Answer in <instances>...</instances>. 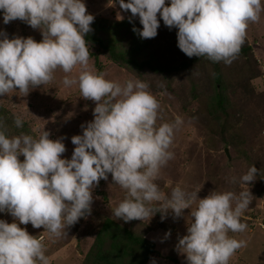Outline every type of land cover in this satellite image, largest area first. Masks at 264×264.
I'll return each instance as SVG.
<instances>
[{"label": "clouds", "instance_id": "obj_1", "mask_svg": "<svg viewBox=\"0 0 264 264\" xmlns=\"http://www.w3.org/2000/svg\"><path fill=\"white\" fill-rule=\"evenodd\" d=\"M117 2L122 10H130V21L138 15L142 28L134 25L133 31L140 38L155 37L162 19L170 29L177 28V46L187 56L225 63L235 58L248 22L257 21L261 11V0H108L109 5ZM0 15L4 24L19 19L42 33L37 41L31 36L9 38L0 30V96L13 88L27 94L52 80L55 69L70 73L79 64L81 71L65 75L63 84L76 85L80 97L96 102L94 118L71 137L75 147L70 159L61 156L66 150L63 137L52 139L47 130L37 137H9L0 128V212L14 218L11 223L0 219V264H50L41 240L20 225L30 222L62 235L91 214L92 189L109 173L126 190L125 198L111 209L114 217L143 220L159 211L163 220L168 210L179 217L190 208L192 220L175 246L178 253L186 254L187 264H228L245 243L228 233L246 228L240 218L251 193L213 190L200 198V189L189 192L177 185L165 195L155 181L173 156L169 148L182 117L157 125L160 106L147 82L120 83L88 70L85 34L91 31L94 15L87 12L84 0H0ZM116 18L124 17L118 12ZM14 123L22 126L21 117ZM257 173L254 164L239 179L249 183ZM168 235L170 231L165 238ZM150 264H156L155 258Z\"/></svg>", "mask_w": 264, "mask_h": 264}, {"label": "rangeland", "instance_id": "obj_2", "mask_svg": "<svg viewBox=\"0 0 264 264\" xmlns=\"http://www.w3.org/2000/svg\"><path fill=\"white\" fill-rule=\"evenodd\" d=\"M84 2L87 12L94 17L117 19L118 12L123 17L127 14L120 8L118 2L114 5H109L108 0H84ZM167 3H170V0H166ZM157 16L159 18V13ZM0 30L6 32L9 38L19 35L31 36L37 41L42 39L39 28H32L19 19L4 24L2 15H0ZM245 37L255 46L254 57L258 59L264 70V0H261L259 19L248 22ZM148 47L149 50L152 49V46ZM88 50V70L99 73L96 64L98 59L106 79L120 83L128 79H139L148 83V90L156 97L160 106L157 125L173 122L176 116L182 117L183 122L174 130L169 148L173 156L161 167L155 181L166 196L170 195L171 189L177 185L189 192L200 189L198 192L200 198L207 196L213 190L218 192L231 190L236 194L246 190L251 193L254 197L253 205H258L257 209H260L259 214L250 213L247 207L240 218L241 222L246 224V228L241 232L229 231V236L243 240L245 243L234 251L228 264H264V222L262 221L264 191L261 195L257 192L259 188H264V178L256 175L249 183H242L239 179L254 164L257 165L258 173H264V80L258 84L254 97L249 95L230 107L226 117L223 115L222 125L217 128L214 122H209L204 116L199 117L201 110L203 112V104L194 96L198 98L202 96L204 101L205 91L202 84L201 86L197 84L201 79L198 71L189 72L186 69L172 71L168 80L164 73H151L146 80L136 73L137 70L110 60L106 51L100 50V47L96 48L88 44ZM157 50L159 51V48ZM94 52L99 56H94ZM244 57L246 55L240 56L238 62L241 63ZM79 71H81L79 64L74 66L70 73H64L62 69L57 68L53 72L52 80L30 88L27 94L13 88L0 96V128L9 137L21 133L37 137L44 130L49 131L52 139L63 137L66 150L61 156L70 159L75 147L71 137L81 134L83 131L81 124L94 118L93 109L96 104L91 99L80 97L76 85L63 84L65 75L76 76ZM165 83H169L170 86ZM16 116L22 119L20 127L14 123ZM229 121L236 123L238 128H245L243 133L246 134V139L243 144L237 142L236 134L229 131L230 127L226 124V122L230 123ZM224 124L225 129L222 128ZM226 148L230 157L227 156ZM23 158L21 154L19 159L23 160ZM233 177L236 178L235 181ZM125 194L126 190L116 184L109 173L107 179L101 178L92 189L91 214L86 218L81 217L75 224L62 230V235L55 236L43 226L34 228L30 222L20 226L38 239L44 236L40 240L50 264H88V252L93 250L96 236L107 217L114 219L121 227H131L134 232L141 235L144 233V236L154 243L155 250L146 264H150L152 258H155L156 264H187L184 258L186 254H179L175 246L179 237L187 234V224L192 220L188 215L191 209H184L179 217H174L172 211L168 210L163 220L161 212L158 211L151 218L125 222L114 217L111 212V209L125 198ZM158 203L154 202V207L158 206ZM195 206L194 202L192 207ZM260 214H263L262 220ZM0 219L9 223L14 220L7 211L0 212ZM169 231L170 235L165 238V233Z\"/></svg>", "mask_w": 264, "mask_h": 264}, {"label": "trees", "instance_id": "obj_3", "mask_svg": "<svg viewBox=\"0 0 264 264\" xmlns=\"http://www.w3.org/2000/svg\"><path fill=\"white\" fill-rule=\"evenodd\" d=\"M126 12L122 20L94 17L91 31L85 34L87 44L96 48L100 47V50L106 51L110 60L137 70L136 73L146 80L151 73H164L168 80L172 71L182 69L189 70V72L198 71L201 79L197 81V84L200 86L202 84L205 91L204 101L202 96L199 98L194 96L203 104V112L201 110L199 117L204 116L209 122H214L217 128L222 125L223 115L226 117L233 104H237L249 95L255 96L258 84L264 80V70L258 59L254 57L255 46L247 37L244 38L231 63H225L223 60L213 61L207 56L189 57L177 46V28L170 29L159 16L160 25L157 35L142 39L133 31L134 25L142 28L138 15L130 21L131 12L130 10ZM148 46H152V49L149 50ZM94 53V56H99L96 52ZM244 55L246 57L239 63L238 58ZM251 57L252 60H250ZM96 64L98 72L101 73L102 69L98 59ZM165 85L170 86L169 83ZM227 122V126L230 127L229 131L236 134L237 142L243 144L246 139V134L243 133L245 128H238L236 123ZM225 127L226 125L222 128L225 129ZM227 156L230 157L229 154ZM257 176L263 179L264 173H257ZM259 190L257 192L260 195L263 194L264 188H259ZM252 199L254 197L250 195L248 209L250 213L258 215L260 209H257L258 205H253ZM154 250V243L147 239L144 233L141 235L134 232L131 227H121L114 219L107 217L96 236L93 250L88 252L87 263L146 264Z\"/></svg>", "mask_w": 264, "mask_h": 264}, {"label": "built area", "instance_id": "obj_4", "mask_svg": "<svg viewBox=\"0 0 264 264\" xmlns=\"http://www.w3.org/2000/svg\"><path fill=\"white\" fill-rule=\"evenodd\" d=\"M260 215H261V216H260V218H261L260 220H262V216H263V214H260ZM262 221L264 222V220H262ZM263 222H262V223H263ZM42 238H43V237H39V239H42Z\"/></svg>", "mask_w": 264, "mask_h": 264}, {"label": "water", "instance_id": "obj_5", "mask_svg": "<svg viewBox=\"0 0 264 264\" xmlns=\"http://www.w3.org/2000/svg\"><path fill=\"white\" fill-rule=\"evenodd\" d=\"M226 152H227V154H229V153H228V148H226Z\"/></svg>", "mask_w": 264, "mask_h": 264}]
</instances>
